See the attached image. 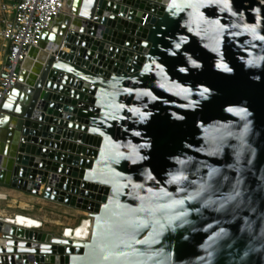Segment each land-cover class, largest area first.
<instances>
[{"label": "water", "instance_id": "1", "mask_svg": "<svg viewBox=\"0 0 264 264\" xmlns=\"http://www.w3.org/2000/svg\"><path fill=\"white\" fill-rule=\"evenodd\" d=\"M66 8L0 104V186L82 240L0 221V264H264V0Z\"/></svg>", "mask_w": 264, "mask_h": 264}, {"label": "built area", "instance_id": "2", "mask_svg": "<svg viewBox=\"0 0 264 264\" xmlns=\"http://www.w3.org/2000/svg\"><path fill=\"white\" fill-rule=\"evenodd\" d=\"M64 12L67 13L66 0H0V104L10 97L18 83L20 69L29 49L38 46L43 34ZM19 213L22 216L17 212L7 215L0 211V221L2 224L45 231L44 220L35 218L39 225H28L27 219L31 216ZM76 226L70 227L72 234L79 226L83 228V219ZM80 234L78 240H82V231ZM30 263L37 264L33 259Z\"/></svg>", "mask_w": 264, "mask_h": 264}, {"label": "rangeland", "instance_id": "3", "mask_svg": "<svg viewBox=\"0 0 264 264\" xmlns=\"http://www.w3.org/2000/svg\"><path fill=\"white\" fill-rule=\"evenodd\" d=\"M17 210L23 214L27 213L33 218L44 220L43 228L54 234H60L61 229L66 226H76L84 217L82 211L40 198L26 197L16 201H12L10 198L0 200V211L4 214L10 215L13 212L16 213Z\"/></svg>", "mask_w": 264, "mask_h": 264}, {"label": "crops", "instance_id": "4", "mask_svg": "<svg viewBox=\"0 0 264 264\" xmlns=\"http://www.w3.org/2000/svg\"><path fill=\"white\" fill-rule=\"evenodd\" d=\"M64 13H66V12H64ZM0 194H2V199H0V200H5L7 198H10L12 201H16L17 199H25L26 197L38 199L37 197H33L32 195H28L26 193H23L22 191L13 189L11 187H4V186H0ZM16 212H19V210H17ZM45 231H47V230H45Z\"/></svg>", "mask_w": 264, "mask_h": 264}, {"label": "bare ground", "instance_id": "5", "mask_svg": "<svg viewBox=\"0 0 264 264\" xmlns=\"http://www.w3.org/2000/svg\"><path fill=\"white\" fill-rule=\"evenodd\" d=\"M37 187V189L39 190V189H41V185H37L36 186ZM80 214V213H79ZM18 215L19 216H22L20 213H18ZM18 220L20 221L21 220V218L20 217H18ZM8 222H10V220H7ZM27 221H28V225H39V223H37L36 221H35V218H33V217H28V219H27ZM19 223V225H23L21 222H18ZM18 225V224H17ZM74 225V224H73ZM75 227H77V226H75ZM82 226H79V228H77L76 230H75V232H74V234H72V231L73 230H71L70 229V227H68V226H66V227H64L63 229H61V232H63L64 231V233L62 234L64 237H71L72 239H78V238H80L81 237V234H80V232L82 231Z\"/></svg>", "mask_w": 264, "mask_h": 264}]
</instances>
